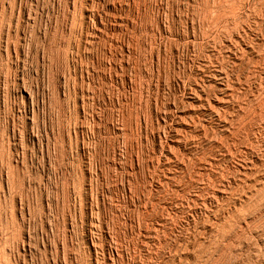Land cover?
<instances>
[{
    "label": "rangeland",
    "instance_id": "1",
    "mask_svg": "<svg viewBox=\"0 0 264 264\" xmlns=\"http://www.w3.org/2000/svg\"><path fill=\"white\" fill-rule=\"evenodd\" d=\"M0 264H264V0H0Z\"/></svg>",
    "mask_w": 264,
    "mask_h": 264
},
{
    "label": "bare ground",
    "instance_id": "2",
    "mask_svg": "<svg viewBox=\"0 0 264 264\" xmlns=\"http://www.w3.org/2000/svg\"><path fill=\"white\" fill-rule=\"evenodd\" d=\"M227 89V88H226ZM246 168V167H245ZM241 171V170H240ZM241 174H243L244 176L245 175H247V168H246V170L244 171V172H242ZM224 189L225 188H223V190H220V189H218L217 191H215V192H213V198H219L220 196H219V194H227V193H224ZM226 189H227V187H226Z\"/></svg>",
    "mask_w": 264,
    "mask_h": 264
}]
</instances>
